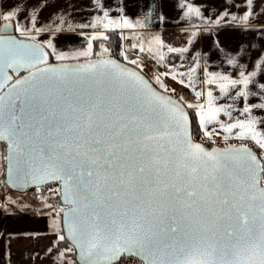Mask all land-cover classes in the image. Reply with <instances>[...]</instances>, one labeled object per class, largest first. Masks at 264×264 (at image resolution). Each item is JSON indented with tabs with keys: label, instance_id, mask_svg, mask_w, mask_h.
I'll list each match as a JSON object with an SVG mask.
<instances>
[{
	"label": "snow or ice",
	"instance_id": "1",
	"mask_svg": "<svg viewBox=\"0 0 264 264\" xmlns=\"http://www.w3.org/2000/svg\"><path fill=\"white\" fill-rule=\"evenodd\" d=\"M224 3L0 0V176L50 218L0 231V264L13 241L26 264H264V0ZM153 17L198 24L174 45Z\"/></svg>",
	"mask_w": 264,
	"mask_h": 264
},
{
	"label": "crops",
	"instance_id": "2",
	"mask_svg": "<svg viewBox=\"0 0 264 264\" xmlns=\"http://www.w3.org/2000/svg\"><path fill=\"white\" fill-rule=\"evenodd\" d=\"M73 2L77 5H84L88 6L91 4V0H73ZM109 3H115V0H108ZM190 2H194L197 5L207 4L208 8H203L202 11L205 15H210L211 8H217L219 11H222L224 7L227 5L224 3V0H190ZM236 3L243 4L244 0H235ZM177 0H159V8L162 9L164 15H166L170 21H175L178 17V12L175 8ZM231 11H239L243 12L244 8L241 7L239 10L235 7L230 9ZM217 11L216 14H219ZM129 12L132 13L133 9H129ZM115 15V13H113ZM74 15L79 19L81 16L87 17L90 16V12H76ZM154 27H150L148 29L143 30L145 32V38H147L148 32L154 31H162L164 34V38L168 41L173 43L174 45H180L185 40V35L180 30L181 29H188L192 26H196L198 24V20L196 18L193 19L192 24L189 25L186 22L182 23H164L160 24L155 21V17H153ZM229 33H221V36L228 35ZM231 35L235 36L238 35L237 33H231ZM70 45H74L76 47H83L86 46V43L83 38H79L76 36H69L66 38ZM212 39L211 36H202L200 38L199 43L196 44L197 48H203L207 51L208 43ZM131 40L125 41V44L131 43ZM66 50V49H65ZM213 59H215V53L212 54ZM255 56V54H253ZM178 59V57H177ZM146 62L150 64L153 71L157 70L159 67L160 71H164L162 66H157L153 61H149L146 59ZM171 62V59H170ZM261 81H264V77H260ZM166 83L169 84L170 87H175L177 92H182L186 96H191V93L188 89L184 88L183 86L176 84L171 81V79H166ZM253 89L260 91L255 84L251 85ZM250 102H255V98H252ZM14 193V194H13ZM16 194V195H15ZM21 194V193H19ZM17 192H12L9 189L0 190V231H7V232H39V233H46L48 231V225L50 218L47 216L49 209L47 208H39V213L37 211H29L27 213L21 212L15 204L11 203L10 200H6V197L11 198H19L20 202H23V198L18 197L19 195ZM7 205L8 212H14L15 215H10L3 210V205ZM48 239H43L38 241L34 247L43 248L47 245ZM27 242L21 241H13L12 242V252H13V259L16 264H26L24 260L25 256V245ZM4 241L0 239V260H3V252H4Z\"/></svg>",
	"mask_w": 264,
	"mask_h": 264
},
{
	"label": "rangeland",
	"instance_id": "3",
	"mask_svg": "<svg viewBox=\"0 0 264 264\" xmlns=\"http://www.w3.org/2000/svg\"><path fill=\"white\" fill-rule=\"evenodd\" d=\"M0 178H2V176H0ZM4 189H8V188H6L5 186H2V183L0 182V190H4ZM9 190H10V189H9ZM12 192H13V191H12ZM13 194H14V193H13ZM18 194H19V193H18ZM26 194H27L29 197H31V190L28 191L27 193L25 192V193H21V194H19L18 197L23 198ZM15 195H16V194H15ZM51 199H55V198H51ZM36 204L39 205V204H40V201H36Z\"/></svg>",
	"mask_w": 264,
	"mask_h": 264
},
{
	"label": "water",
	"instance_id": "4",
	"mask_svg": "<svg viewBox=\"0 0 264 264\" xmlns=\"http://www.w3.org/2000/svg\"><path fill=\"white\" fill-rule=\"evenodd\" d=\"M0 182H1L2 184H4L6 187H8L9 189L13 190V191H16V192H25L24 190L17 189V188H13V187H11L10 185H8V184L5 182V178H4V177L0 178Z\"/></svg>",
	"mask_w": 264,
	"mask_h": 264
},
{
	"label": "trees",
	"instance_id": "5",
	"mask_svg": "<svg viewBox=\"0 0 264 264\" xmlns=\"http://www.w3.org/2000/svg\"><path fill=\"white\" fill-rule=\"evenodd\" d=\"M112 40L115 42V45H119V43H120V41H119V39H118V37L117 36H115V35H112ZM109 47H114V44L113 43H109ZM3 177V176H2ZM2 186H5L4 184H2ZM6 187V186H5ZM6 188H8V187H6ZM9 189V188H8Z\"/></svg>",
	"mask_w": 264,
	"mask_h": 264
},
{
	"label": "built area",
	"instance_id": "6",
	"mask_svg": "<svg viewBox=\"0 0 264 264\" xmlns=\"http://www.w3.org/2000/svg\"><path fill=\"white\" fill-rule=\"evenodd\" d=\"M218 142L220 143L221 146L223 145V141H222V140H218ZM10 190H11V189H10ZM11 191H13V190H11ZM28 191H30V189H29ZM28 191H27V192H28ZM13 192H16V191H13ZM17 193H25V192H17Z\"/></svg>",
	"mask_w": 264,
	"mask_h": 264
}]
</instances>
